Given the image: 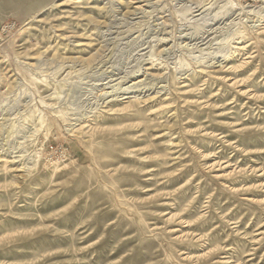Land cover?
I'll return each mask as SVG.
<instances>
[{
  "label": "rangeland",
  "instance_id": "rangeland-1",
  "mask_svg": "<svg viewBox=\"0 0 264 264\" xmlns=\"http://www.w3.org/2000/svg\"><path fill=\"white\" fill-rule=\"evenodd\" d=\"M0 264H264V0H0Z\"/></svg>",
  "mask_w": 264,
  "mask_h": 264
}]
</instances>
